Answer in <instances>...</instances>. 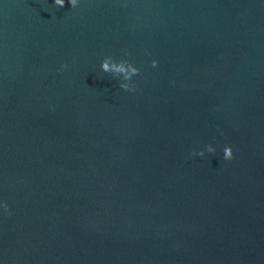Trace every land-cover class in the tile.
Returning <instances> with one entry per match:
<instances>
[{"label": "water", "instance_id": "95a60500", "mask_svg": "<svg viewBox=\"0 0 264 264\" xmlns=\"http://www.w3.org/2000/svg\"><path fill=\"white\" fill-rule=\"evenodd\" d=\"M2 203L0 264H264V0H0Z\"/></svg>", "mask_w": 264, "mask_h": 264}, {"label": "clouds", "instance_id": "9594fccd", "mask_svg": "<svg viewBox=\"0 0 264 264\" xmlns=\"http://www.w3.org/2000/svg\"><path fill=\"white\" fill-rule=\"evenodd\" d=\"M54 6L56 7H64L65 0H53ZM68 4L71 8L77 7L78 0H68ZM125 56L128 55L127 52L124 53ZM157 62L152 61L150 67L152 69L157 68ZM66 65H61L59 68V71H64ZM100 69L104 73H110L112 74L113 78L119 79L122 82L117 85V87L123 91L126 92H134L136 91L135 87L130 84L131 78L133 76L139 75V69L132 66L131 63H129L126 59H121L118 62L113 61L112 57L107 56L105 57L101 63H100ZM205 152H207L209 155H213L215 152V149L211 146H207L204 151L200 152H193L190 153V157H200L203 158L205 155ZM222 158L224 161H231L233 158L232 151L230 147H225L223 150ZM0 208L4 210L5 214H10L9 209L6 203L0 204Z\"/></svg>", "mask_w": 264, "mask_h": 264}]
</instances>
